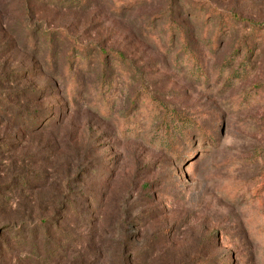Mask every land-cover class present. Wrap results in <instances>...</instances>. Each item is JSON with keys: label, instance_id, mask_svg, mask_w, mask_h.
I'll return each mask as SVG.
<instances>
[{"label": "rangeland", "instance_id": "obj_1", "mask_svg": "<svg viewBox=\"0 0 264 264\" xmlns=\"http://www.w3.org/2000/svg\"><path fill=\"white\" fill-rule=\"evenodd\" d=\"M0 264H264V0H0Z\"/></svg>", "mask_w": 264, "mask_h": 264}, {"label": "trees", "instance_id": "obj_2", "mask_svg": "<svg viewBox=\"0 0 264 264\" xmlns=\"http://www.w3.org/2000/svg\"><path fill=\"white\" fill-rule=\"evenodd\" d=\"M196 8H197V9H201V7L199 6V4H198V6H196ZM220 27H222V25H221ZM220 27H219V28H220Z\"/></svg>", "mask_w": 264, "mask_h": 264}]
</instances>
